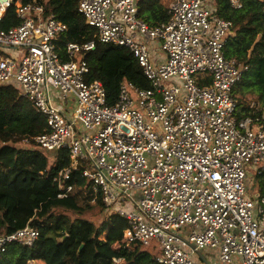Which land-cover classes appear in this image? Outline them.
<instances>
[{
    "label": "built area",
    "instance_id": "obj_1",
    "mask_svg": "<svg viewBox=\"0 0 264 264\" xmlns=\"http://www.w3.org/2000/svg\"><path fill=\"white\" fill-rule=\"evenodd\" d=\"M12 4L0 0V87H16L47 121V133L22 143L68 151L59 198L82 171L107 211L128 222L125 248L157 250L160 264H202L208 250L219 264H264V126L238 117L234 91L249 67L226 57L233 23L215 0H171L157 27L139 17V0H79L99 41L130 50L152 87L125 80L114 106L100 81H87L95 42L68 43L64 60L58 42L68 26L34 0L19 6L18 26L2 29ZM39 237L30 225L4 233L0 256Z\"/></svg>",
    "mask_w": 264,
    "mask_h": 264
},
{
    "label": "trees",
    "instance_id": "obj_2",
    "mask_svg": "<svg viewBox=\"0 0 264 264\" xmlns=\"http://www.w3.org/2000/svg\"><path fill=\"white\" fill-rule=\"evenodd\" d=\"M33 1L13 0L2 29L18 26L19 6ZM35 1L45 7L48 15L68 26V32L58 42L64 60L68 59L65 55L68 43L95 42V48L85 52L90 68L87 81L98 80L103 84L110 106L117 103L120 85L125 80L142 90L152 88L130 50L99 41L95 30L79 13V0ZM169 5L166 0H139V17L150 27L161 26L170 19ZM215 10L221 18L233 23L225 46L226 57L249 67L237 86L239 94L245 98L256 95L254 102L259 105L251 109L242 98H237L238 117L260 119L264 125V0H244L241 10L233 9L229 0H215ZM204 80L201 85L211 84L210 78ZM47 132L46 119L16 87H0V236L28 225L40 232L33 248L9 246L0 256V264H114L115 258L122 259L123 264H160L157 256L147 249L124 247L128 222L118 214L108 215L101 194L82 171L73 172L68 181L72 191L67 198H59V175L71 163L68 151L48 152L33 143L29 148L17 147L24 140ZM96 208L107 216L101 226L79 218ZM59 210L70 212L75 218L59 214Z\"/></svg>",
    "mask_w": 264,
    "mask_h": 264
},
{
    "label": "rangeland",
    "instance_id": "obj_3",
    "mask_svg": "<svg viewBox=\"0 0 264 264\" xmlns=\"http://www.w3.org/2000/svg\"><path fill=\"white\" fill-rule=\"evenodd\" d=\"M170 3L171 0H166V2ZM235 96L237 98H242L243 101L248 104V105H251L252 103H254L255 100H257V97L256 95L254 96H247L246 98L245 97H241V94H239V91H238V87L235 89ZM31 145L30 144H27V143H21V144H18L17 147L19 148H29ZM251 173L255 174L254 171L250 170ZM59 214H62V213H65L67 216L71 217L72 219L75 218V216L70 213V212H64L63 210H59L58 211ZM110 213H108L109 215ZM78 218V217H77ZM79 218H82V219H86V220H89V221H92L94 222L96 225L98 226H101L102 223L105 221V219L107 218V216L105 215V212H102L100 210V208H96L94 209L93 211H90V212H87L85 213L84 215H82L81 217L79 216ZM149 251L154 254V255H159L160 252L159 251H155V250H151L149 249ZM203 264V263H202ZM212 264H218L216 262H213Z\"/></svg>",
    "mask_w": 264,
    "mask_h": 264
},
{
    "label": "crops",
    "instance_id": "obj_4",
    "mask_svg": "<svg viewBox=\"0 0 264 264\" xmlns=\"http://www.w3.org/2000/svg\"><path fill=\"white\" fill-rule=\"evenodd\" d=\"M168 3H169V1H168ZM170 3H171V1H170ZM169 7H170V5H169ZM252 104H255V109L259 107V105L256 102H254ZM251 105H249L250 108H251ZM262 120H264V117L262 118ZM255 125L264 126L263 122L260 119L255 120ZM252 171H254V170H252ZM250 175L252 178L255 174L250 172ZM197 259L200 260L201 263H203V264H212L213 262H216L219 264L217 252H215V251H210V250L204 251L199 256H197Z\"/></svg>",
    "mask_w": 264,
    "mask_h": 264
}]
</instances>
